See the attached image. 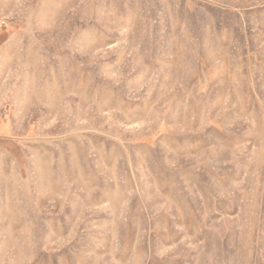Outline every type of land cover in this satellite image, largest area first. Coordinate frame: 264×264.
Instances as JSON below:
<instances>
[{"label":"rangeland","instance_id":"obj_1","mask_svg":"<svg viewBox=\"0 0 264 264\" xmlns=\"http://www.w3.org/2000/svg\"><path fill=\"white\" fill-rule=\"evenodd\" d=\"M0 264H264V0H0Z\"/></svg>","mask_w":264,"mask_h":264}]
</instances>
